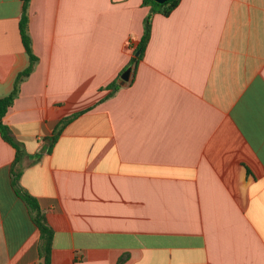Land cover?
<instances>
[{
  "label": "crops",
  "instance_id": "obj_1",
  "mask_svg": "<svg viewBox=\"0 0 264 264\" xmlns=\"http://www.w3.org/2000/svg\"><path fill=\"white\" fill-rule=\"evenodd\" d=\"M21 11L0 0V97L28 64ZM27 12L37 61L2 120L53 230L51 264H264V0L154 13L110 96L150 6L30 0ZM15 155L0 136V264H43Z\"/></svg>",
  "mask_w": 264,
  "mask_h": 264
},
{
  "label": "trees",
  "instance_id": "obj_2",
  "mask_svg": "<svg viewBox=\"0 0 264 264\" xmlns=\"http://www.w3.org/2000/svg\"><path fill=\"white\" fill-rule=\"evenodd\" d=\"M30 0H22V11L19 18V32L24 46V50L28 56L27 66L19 71L13 80L12 89L3 97H0V136L10 145H12L16 150L15 158L11 165V183L15 193L21 198V200L26 204L27 208L30 211L31 217L39 229L40 232V241H39V255L42 258L43 264H51L50 262V253L51 245L53 238V230L47 224L44 213L42 212L38 201L35 197L30 195L26 190H24L19 184L20 171L17 170L16 166L19 161V156L21 154V149L19 144L14 139L12 131L10 128L3 123V116L7 109L12 104L14 98L17 96L19 85L23 79H25L33 70V67L37 61V57L34 54L31 47V39L28 32V4ZM180 0H167L163 3H158L155 0H142V5L150 6V12L146 15L143 22V33L139 42L135 45L133 49V55L128 63V65L119 73L118 77L106 86L109 89L108 96L112 95L119 88V79L121 73L128 67L132 69V73L135 71L138 62L142 59L146 44L150 38L151 33V21L153 14L158 12L164 16H168L172 10L179 4ZM138 51V55H134ZM81 112L74 113L66 117L62 121V126L74 119ZM61 129V128H60ZM60 130L58 131L59 134ZM58 134H54L51 138L50 147L56 141Z\"/></svg>",
  "mask_w": 264,
  "mask_h": 264
},
{
  "label": "water",
  "instance_id": "obj_3",
  "mask_svg": "<svg viewBox=\"0 0 264 264\" xmlns=\"http://www.w3.org/2000/svg\"><path fill=\"white\" fill-rule=\"evenodd\" d=\"M155 1L158 2V3H163V2H165L167 0H155ZM135 55H138V51L135 53ZM130 73H131V68L130 67L126 68L121 73L120 79H119L118 83L120 85H124L126 82H128L129 81V78H130Z\"/></svg>",
  "mask_w": 264,
  "mask_h": 264
}]
</instances>
